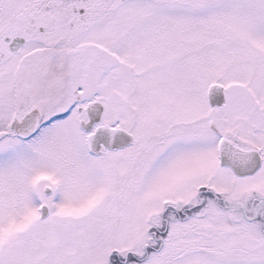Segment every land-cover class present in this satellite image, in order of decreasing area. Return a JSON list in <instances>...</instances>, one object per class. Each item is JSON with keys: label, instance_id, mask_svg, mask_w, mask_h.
Returning <instances> with one entry per match:
<instances>
[{"label": "snow or ice", "instance_id": "obj_1", "mask_svg": "<svg viewBox=\"0 0 264 264\" xmlns=\"http://www.w3.org/2000/svg\"><path fill=\"white\" fill-rule=\"evenodd\" d=\"M0 264H264V0H0Z\"/></svg>", "mask_w": 264, "mask_h": 264}]
</instances>
